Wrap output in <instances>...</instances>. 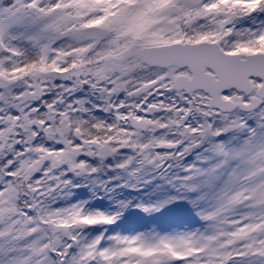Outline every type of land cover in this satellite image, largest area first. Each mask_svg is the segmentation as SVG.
<instances>
[{"label": "snow or ice", "instance_id": "obj_1", "mask_svg": "<svg viewBox=\"0 0 264 264\" xmlns=\"http://www.w3.org/2000/svg\"><path fill=\"white\" fill-rule=\"evenodd\" d=\"M258 12L264 0H8L0 6V223L6 221L0 238L47 237L27 246L23 264H264V25L235 28ZM24 26L36 49L32 59L12 44L18 39L12 29ZM83 87L102 97L98 107L113 113V123L74 118L86 111L84 101L65 103V97ZM53 91L52 100L41 99ZM197 114L201 121L194 123ZM249 116L255 128L247 127ZM217 119L225 126L214 128ZM233 129L248 131L238 151L220 143L208 149L223 158L209 178L227 160L238 161L218 206L203 217L212 234L111 236L106 244L101 233L85 242L81 228L117 217L84 214L78 206L41 207L72 187L67 173L97 172L79 155L103 160L127 149L141 166L161 169ZM42 138L62 147H44ZM132 162L129 156L115 168ZM184 171L182 188L194 191L187 182L200 170Z\"/></svg>", "mask_w": 264, "mask_h": 264}, {"label": "rangeland", "instance_id": "obj_2", "mask_svg": "<svg viewBox=\"0 0 264 264\" xmlns=\"http://www.w3.org/2000/svg\"><path fill=\"white\" fill-rule=\"evenodd\" d=\"M7 2L8 0H0V6ZM262 25H264V12H258L241 19L236 23L235 28L236 30H255ZM30 31L31 29L26 26L13 28L12 33L17 35L18 39L13 40L12 44L19 49L23 47L31 55H35L36 49L24 38ZM3 55V53H0V57ZM53 93L55 94V91ZM163 115L158 118H162ZM200 121L201 117L197 114L194 123ZM218 122V119L213 121L214 128L225 126V122L223 126H218ZM246 124L248 128H255V118L247 117ZM225 133L213 137V141L209 142L205 149L193 148L182 159L171 161L167 167L172 168L173 172L170 176L162 175L159 178L157 177L159 169L147 164L141 166L136 153L127 149L122 150L116 153L113 162L110 164H91V167L97 168V172L91 175L87 174L88 177L90 176V180H87L86 184L75 181L71 175L67 174L64 178L71 181L72 187L44 199L41 207L49 211H55L78 206L84 214L100 212L106 216L117 217L114 223L110 225L81 228L80 236L85 242L93 240L101 233L105 237L106 244L111 243L107 240L111 236H141L146 240H154L159 237L175 238L212 234V222L203 219V217L218 206L217 197L220 191L229 186V174L237 167L238 161L235 159L227 160L223 167L216 171L215 178H209L208 171L215 168L216 164L223 158L208 149L211 145L220 143L225 146L226 150L235 152L241 148L248 137L246 129H235V135H228V138L224 137ZM57 146L58 144L49 140L47 148L55 150L58 149ZM129 156L133 157L131 165L124 169L115 168L117 163L123 162ZM184 159L189 160L183 162ZM188 167L200 170L199 175L193 176L187 182L189 186H196L195 190L191 192L182 188L181 180L182 177L187 175L184 169ZM110 170L115 171L116 176H110ZM59 171L62 170H54V173ZM39 177L40 173L34 175L36 179ZM89 186L91 189L90 195L76 199L77 193L75 190H82L84 187L88 189ZM96 204L104 205L103 209H97ZM145 208L149 210L144 211ZM242 211L241 209L236 210L237 213ZM29 215L35 217L36 214L31 212ZM5 223H0V228H3ZM43 236V232H37L16 241L0 238V264H23L24 258L29 255L27 246L31 245L33 241L46 242L47 237L41 239ZM48 258L52 261L55 260L52 253H48ZM175 264H180V262H175Z\"/></svg>", "mask_w": 264, "mask_h": 264}, {"label": "flooded vegetation", "instance_id": "obj_3", "mask_svg": "<svg viewBox=\"0 0 264 264\" xmlns=\"http://www.w3.org/2000/svg\"><path fill=\"white\" fill-rule=\"evenodd\" d=\"M21 50V49H20ZM28 52V51H27ZM55 84H65L66 86L68 87H71V82L70 81H60L59 79H57L56 81H54ZM55 94L53 92H49V93H46L41 99L43 101H50L54 98ZM124 99V93L121 92L117 97L114 98V100H116L117 102L119 100H122ZM75 100H82L84 101V104H83V107L86 109L85 112L83 113H76L74 114V118H79V119H85V120H88V119H92L94 121H100V122H104L105 124H111L112 121H114V116H113V113L112 112H105V111H102L100 107L98 106H102L103 103H104V100L102 99V97L98 94V93H95V92H92L90 91L87 87H83V88H80V89H77L76 91L72 92L71 95H68L65 97V103H71L72 101H75ZM36 103H39V102H36ZM41 111H43V108H41ZM163 113L161 112H157L155 114V116L158 118L162 115ZM239 115H244L243 113H239ZM219 120V119H218ZM224 125V121L222 120H219L218 122V126H223ZM160 133H158L159 135ZM228 135L229 136H233L235 135V129L233 130H230L228 132L225 133L224 137L228 138ZM167 139H173L174 137L169 134L167 137ZM219 139V138H217ZM216 140V139H215ZM213 141V137H209L206 139V141H203V143L199 146V148H203L205 149L206 146L209 144V142H212ZM38 143H42L44 147H48V144H49V140L47 138H42L40 141H38ZM18 147V150H19V146ZM58 148H61L62 146L61 145H58L57 146ZM161 152L165 151L164 149H161L160 150ZM116 154L112 155V156H108V157H105L103 160H101L100 158L98 157H87L85 155H79L76 157L77 160H85V162L90 166L91 164H110L113 162L114 160V157H115ZM189 159H184L183 162H187ZM173 162V161H172ZM171 163V161L167 162L164 166V168H161L158 170V173L159 175L157 176L158 178L162 175L164 176H170V174L173 172V169L170 168V167H167V165H169ZM91 167V166H90ZM66 166H61L60 169L58 170H63L65 169ZM168 172V173H167ZM37 174V173H36ZM35 174V175H36ZM69 175L72 176V178L75 180V181H81L82 183H87L90 179L88 177L87 174H85L83 176L82 175H75L74 173H67ZM110 176H116V172L113 171V170H110ZM81 176V178H80ZM88 180V181H87ZM89 184V183H88ZM77 195H76V199H80L81 197H85L87 195H90V186L88 189H86L85 187L81 189H78V190H75ZM103 206L104 205H100V204H96L95 207L97 209H103Z\"/></svg>", "mask_w": 264, "mask_h": 264}, {"label": "trees", "instance_id": "obj_4", "mask_svg": "<svg viewBox=\"0 0 264 264\" xmlns=\"http://www.w3.org/2000/svg\"><path fill=\"white\" fill-rule=\"evenodd\" d=\"M33 57L34 56H31V54H29V53L25 55V58H27V59H32Z\"/></svg>", "mask_w": 264, "mask_h": 264}]
</instances>
